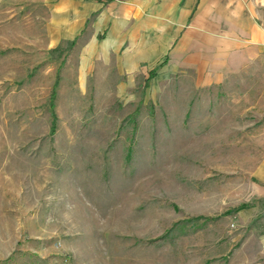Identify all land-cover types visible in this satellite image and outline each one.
<instances>
[{
	"label": "rangeland",
	"instance_id": "374dc122",
	"mask_svg": "<svg viewBox=\"0 0 264 264\" xmlns=\"http://www.w3.org/2000/svg\"><path fill=\"white\" fill-rule=\"evenodd\" d=\"M45 1L0 0V264H264V60L122 90Z\"/></svg>",
	"mask_w": 264,
	"mask_h": 264
},
{
	"label": "crops",
	"instance_id": "0c3cea01",
	"mask_svg": "<svg viewBox=\"0 0 264 264\" xmlns=\"http://www.w3.org/2000/svg\"><path fill=\"white\" fill-rule=\"evenodd\" d=\"M45 3L61 20L58 42H90L92 58L105 63L107 75L124 77L122 90L141 87L152 71L194 77L215 87L257 69L264 60V0ZM250 177L259 212L264 206V154Z\"/></svg>",
	"mask_w": 264,
	"mask_h": 264
},
{
	"label": "trees",
	"instance_id": "16d2710c",
	"mask_svg": "<svg viewBox=\"0 0 264 264\" xmlns=\"http://www.w3.org/2000/svg\"><path fill=\"white\" fill-rule=\"evenodd\" d=\"M152 72H153L152 75L155 76V75H156V71H152ZM54 94H55V93H54Z\"/></svg>",
	"mask_w": 264,
	"mask_h": 264
}]
</instances>
